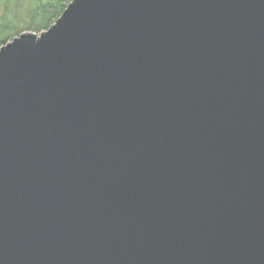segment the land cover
Instances as JSON below:
<instances>
[{"label":"water","instance_id":"1","mask_svg":"<svg viewBox=\"0 0 264 264\" xmlns=\"http://www.w3.org/2000/svg\"><path fill=\"white\" fill-rule=\"evenodd\" d=\"M0 264H264V0H73L8 41Z\"/></svg>","mask_w":264,"mask_h":264},{"label":"trees","instance_id":"2","mask_svg":"<svg viewBox=\"0 0 264 264\" xmlns=\"http://www.w3.org/2000/svg\"><path fill=\"white\" fill-rule=\"evenodd\" d=\"M73 0H0V49L24 31L48 30Z\"/></svg>","mask_w":264,"mask_h":264},{"label":"rangeland","instance_id":"3","mask_svg":"<svg viewBox=\"0 0 264 264\" xmlns=\"http://www.w3.org/2000/svg\"><path fill=\"white\" fill-rule=\"evenodd\" d=\"M25 1V4L26 3H29V2H31L32 0H24ZM2 3L0 2V17L3 15V10H2V5H1ZM34 31V30H33ZM42 32V31H41ZM41 32H38V33H41Z\"/></svg>","mask_w":264,"mask_h":264}]
</instances>
